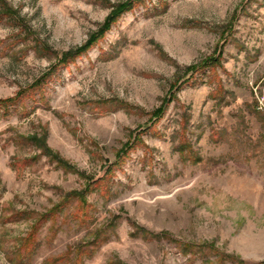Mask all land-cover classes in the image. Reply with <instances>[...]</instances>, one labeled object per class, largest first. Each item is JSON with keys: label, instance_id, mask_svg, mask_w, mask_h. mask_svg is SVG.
<instances>
[{"label": "rangeland", "instance_id": "1", "mask_svg": "<svg viewBox=\"0 0 264 264\" xmlns=\"http://www.w3.org/2000/svg\"><path fill=\"white\" fill-rule=\"evenodd\" d=\"M124 1L0 0V264H264V0H141L74 54Z\"/></svg>", "mask_w": 264, "mask_h": 264}, {"label": "trees", "instance_id": "2", "mask_svg": "<svg viewBox=\"0 0 264 264\" xmlns=\"http://www.w3.org/2000/svg\"><path fill=\"white\" fill-rule=\"evenodd\" d=\"M141 0H126L124 2H120L118 4H116L114 6V9L111 11V13L108 15L105 23L103 24L101 31L94 33L91 38L82 46H80L79 48H77L76 50H73L72 52L74 54H79L85 50H87L94 42L95 40L101 35L103 34L104 31H106L107 29H109V27L112 25V23L119 17L121 16L124 12H126L127 10L132 9V7L135 6L136 2H139ZM71 52V53H72ZM69 56V55H67ZM66 56V57H67ZM79 196V198H84L85 197V191L77 194ZM84 205H86L85 202H83ZM65 202L60 204L58 207L59 208H64ZM82 208V207H81ZM56 209L53 210V212H50L47 216L50 218H55L57 216L58 213L55 212Z\"/></svg>", "mask_w": 264, "mask_h": 264}, {"label": "built area", "instance_id": "3", "mask_svg": "<svg viewBox=\"0 0 264 264\" xmlns=\"http://www.w3.org/2000/svg\"><path fill=\"white\" fill-rule=\"evenodd\" d=\"M259 103H260V108L264 109V94L259 96Z\"/></svg>", "mask_w": 264, "mask_h": 264}]
</instances>
